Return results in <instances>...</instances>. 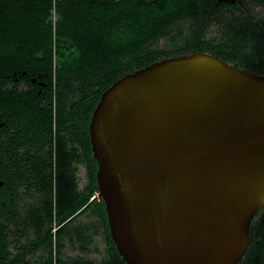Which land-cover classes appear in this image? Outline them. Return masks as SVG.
I'll list each match as a JSON object with an SVG mask.
<instances>
[{
	"label": "water",
	"instance_id": "95a60500",
	"mask_svg": "<svg viewBox=\"0 0 264 264\" xmlns=\"http://www.w3.org/2000/svg\"><path fill=\"white\" fill-rule=\"evenodd\" d=\"M127 264H239L264 209V74L209 53L126 73L89 124Z\"/></svg>",
	"mask_w": 264,
	"mask_h": 264
},
{
	"label": "trees",
	"instance_id": "16d2710c",
	"mask_svg": "<svg viewBox=\"0 0 264 264\" xmlns=\"http://www.w3.org/2000/svg\"><path fill=\"white\" fill-rule=\"evenodd\" d=\"M17 1L27 10L20 19H14ZM252 1L264 7V0H6L12 12L2 15L5 32L15 27L29 31L32 25L37 32L36 66L41 75L47 74L46 99L38 100L35 114L38 134L53 135L59 194L55 216L59 223L69 220L70 240L89 251L91 227L84 230L74 222L80 214H96V230L102 229L107 245L103 264L127 263L112 240L105 202L96 196L98 164L89 124L102 93L126 73L195 52L264 74V18L246 13ZM219 19L224 22L222 36L208 39L211 22ZM172 32L178 33L172 35L171 46L159 47V40ZM7 53L0 52V58ZM79 151L88 180L84 188L77 175ZM65 183L68 198L63 195ZM250 236L252 243L239 264H264V209L254 219ZM69 264L96 262L80 257Z\"/></svg>",
	"mask_w": 264,
	"mask_h": 264
},
{
	"label": "flooded vegetation",
	"instance_id": "af4514ba",
	"mask_svg": "<svg viewBox=\"0 0 264 264\" xmlns=\"http://www.w3.org/2000/svg\"><path fill=\"white\" fill-rule=\"evenodd\" d=\"M17 3L14 19L27 12ZM6 12L12 10L0 0V52H8L7 59L0 58V264H69L82 255L71 258L70 245L75 244L69 220L59 223L55 216L59 194L53 135L46 131L41 137L36 125L37 102L46 99L48 89L47 74L41 75L36 66L37 32L32 25L30 32L16 27L5 32ZM77 158L79 178L80 151ZM62 185L68 198L67 184ZM79 185L84 188L80 180ZM62 204L68 208V201Z\"/></svg>",
	"mask_w": 264,
	"mask_h": 264
},
{
	"label": "rangeland",
	"instance_id": "374dc122",
	"mask_svg": "<svg viewBox=\"0 0 264 264\" xmlns=\"http://www.w3.org/2000/svg\"><path fill=\"white\" fill-rule=\"evenodd\" d=\"M246 13L256 15L257 18H264V7L256 3L255 1L249 2L247 5ZM228 13V12H226ZM223 14H225L223 12ZM223 19V18H221ZM224 22L219 20H215L211 22L210 27L208 28L207 32V38H220L224 31ZM175 32H172L168 36L161 39V41L158 43L160 47H166L171 46V38L172 35H174ZM79 180L82 186H85L87 183V174H86V167L82 165L80 171H79ZM98 197V193L96 194ZM99 198V197H98ZM74 225L77 227H82L84 230L85 227L89 226L91 227L90 234L92 235L91 243L89 245V251L82 252L80 248V244L76 243L75 245H70V256L77 257L78 255H82L83 258L93 260L96 262V264H103V262L107 259L108 253H107V245L105 240V235L103 234L102 229L96 230L99 226L98 217L96 214L92 212H88L86 214H83L80 216L76 221L74 222Z\"/></svg>",
	"mask_w": 264,
	"mask_h": 264
}]
</instances>
